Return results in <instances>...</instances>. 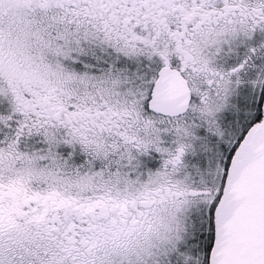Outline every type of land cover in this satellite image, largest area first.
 <instances>
[{
	"label": "snow or ice",
	"instance_id": "snow-or-ice-1",
	"mask_svg": "<svg viewBox=\"0 0 264 264\" xmlns=\"http://www.w3.org/2000/svg\"><path fill=\"white\" fill-rule=\"evenodd\" d=\"M0 264H264V0H0Z\"/></svg>",
	"mask_w": 264,
	"mask_h": 264
}]
</instances>
